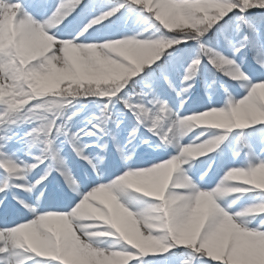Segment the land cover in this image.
<instances>
[{
	"label": "snow or ice",
	"instance_id": "1",
	"mask_svg": "<svg viewBox=\"0 0 264 264\" xmlns=\"http://www.w3.org/2000/svg\"><path fill=\"white\" fill-rule=\"evenodd\" d=\"M0 264H264V0H0Z\"/></svg>",
	"mask_w": 264,
	"mask_h": 264
}]
</instances>
